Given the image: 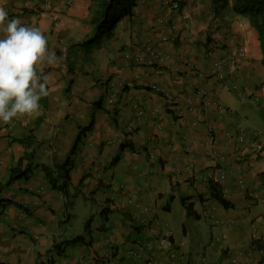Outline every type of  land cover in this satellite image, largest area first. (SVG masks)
<instances>
[{
    "label": "crops",
    "instance_id": "1",
    "mask_svg": "<svg viewBox=\"0 0 264 264\" xmlns=\"http://www.w3.org/2000/svg\"><path fill=\"white\" fill-rule=\"evenodd\" d=\"M0 5L40 28L54 54L39 114L0 122V200L12 203L0 206V264H264V66L247 15L215 19L211 0H136L110 37L83 47L99 0ZM222 59L242 95L207 74ZM68 158L65 194L43 167ZM19 161L32 173L8 184ZM218 174L231 208L208 197ZM167 230L171 243L160 245ZM77 236L59 256L54 247Z\"/></svg>",
    "mask_w": 264,
    "mask_h": 264
},
{
    "label": "clouds",
    "instance_id": "2",
    "mask_svg": "<svg viewBox=\"0 0 264 264\" xmlns=\"http://www.w3.org/2000/svg\"><path fill=\"white\" fill-rule=\"evenodd\" d=\"M53 58L44 32L9 18L0 5V122L39 114L40 100L48 95L42 65Z\"/></svg>",
    "mask_w": 264,
    "mask_h": 264
},
{
    "label": "trees",
    "instance_id": "3",
    "mask_svg": "<svg viewBox=\"0 0 264 264\" xmlns=\"http://www.w3.org/2000/svg\"><path fill=\"white\" fill-rule=\"evenodd\" d=\"M101 3V11L95 19L96 31L92 38L85 41L82 46L86 47L92 43H97L102 36L110 37L116 24L126 16H132V9L136 5V0H99ZM212 12L215 19H222L225 17L227 11H232L238 14L247 15L259 33L261 42L263 59L262 64L264 66V0H211ZM89 129V127H87ZM83 135V133H82ZM81 134L77 137L76 143L80 141ZM28 156H26L27 158ZM25 158V157H24ZM23 160V159H21ZM73 168V163L70 158L53 168L43 167V171L49 180V183L53 189L62 191L67 194L70 176L69 173ZM32 173L30 166H26L25 169L21 167V161L18 165L11 170L8 184L16 182L18 180H27ZM208 185V197L213 199L224 208H231L232 205L223 197L222 190L219 183L209 180ZM182 203L186 208L188 216L198 218L192 209V204L187 203V199H182ZM12 204L9 200H0V206H8ZM107 210H102L101 215L107 214ZM83 239L81 236H77L71 241L63 243V249H60V244L56 245L54 249L57 250L59 256L64 254L67 244H76ZM62 246V244H61ZM264 249V248H263ZM52 258L47 261L46 264H52Z\"/></svg>",
    "mask_w": 264,
    "mask_h": 264
},
{
    "label": "built area",
    "instance_id": "4",
    "mask_svg": "<svg viewBox=\"0 0 264 264\" xmlns=\"http://www.w3.org/2000/svg\"><path fill=\"white\" fill-rule=\"evenodd\" d=\"M179 7V4L178 2H175L172 4V8L174 9H178ZM168 39L166 37L163 38V41H167ZM147 50H150L149 48ZM166 59L169 58V56H165ZM137 60H141V58L137 57L136 58ZM227 60L225 59H222V60H219L217 61L214 66L207 72L208 75L210 76H214L223 86V89L229 93H236V95H242V92L240 91V89L238 88V86L236 85H227L226 82H225V73H224V68L227 66ZM156 92H158L160 95L164 96V98L170 103L172 104V106L178 108L177 106V100L174 98L173 95H171L170 93L164 91V90H161V89H157ZM198 93L200 95H202V98L205 97L206 93L199 89ZM173 107V108H174ZM144 115V111H138L137 112V116L138 118L142 117ZM237 142H243L244 141V136H243V133H240L238 135V137L236 138ZM225 178V175L223 174H218L216 175V181L215 182H219V181H222L223 179ZM200 177H197L196 180H199ZM218 180V181H217ZM239 186H240V189H244L245 188V185H244V182L242 180L239 181ZM247 196L249 198H254L256 200H260L258 198V196H256L254 193L252 192H249L247 193ZM262 202L264 203V200H262ZM151 210V207H146L144 209V211L148 212ZM171 239H172V232L167 230L163 233H160L158 235V242L160 243V245H170L171 243ZM111 256V251L107 250L102 258L107 260L109 257Z\"/></svg>",
    "mask_w": 264,
    "mask_h": 264
},
{
    "label": "rangeland",
    "instance_id": "5",
    "mask_svg": "<svg viewBox=\"0 0 264 264\" xmlns=\"http://www.w3.org/2000/svg\"><path fill=\"white\" fill-rule=\"evenodd\" d=\"M244 130V129H243ZM78 220H75V222L74 223H76Z\"/></svg>",
    "mask_w": 264,
    "mask_h": 264
}]
</instances>
